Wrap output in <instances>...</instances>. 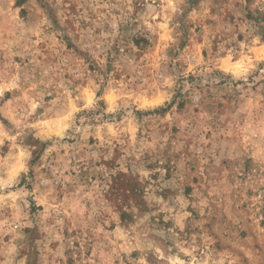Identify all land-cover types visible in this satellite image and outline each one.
Instances as JSON below:
<instances>
[{
	"label": "rangeland",
	"instance_id": "obj_1",
	"mask_svg": "<svg viewBox=\"0 0 264 264\" xmlns=\"http://www.w3.org/2000/svg\"><path fill=\"white\" fill-rule=\"evenodd\" d=\"M0 264H264V0H0Z\"/></svg>",
	"mask_w": 264,
	"mask_h": 264
}]
</instances>
